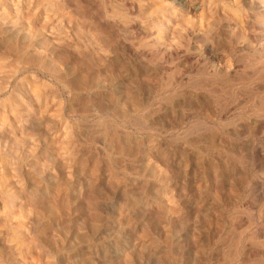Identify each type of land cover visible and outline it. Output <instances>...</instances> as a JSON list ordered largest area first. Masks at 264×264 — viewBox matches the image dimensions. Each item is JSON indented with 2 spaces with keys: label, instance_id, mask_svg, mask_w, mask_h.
I'll list each match as a JSON object with an SVG mask.
<instances>
[{
  "label": "rangeland",
  "instance_id": "1",
  "mask_svg": "<svg viewBox=\"0 0 264 264\" xmlns=\"http://www.w3.org/2000/svg\"><path fill=\"white\" fill-rule=\"evenodd\" d=\"M0 264H264V0H0Z\"/></svg>",
  "mask_w": 264,
  "mask_h": 264
}]
</instances>
